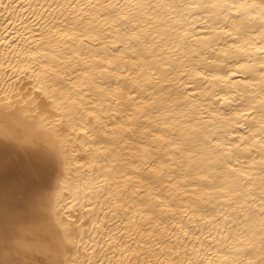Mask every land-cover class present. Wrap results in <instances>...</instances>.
<instances>
[{
  "label": "bare ground",
  "instance_id": "bare-ground-1",
  "mask_svg": "<svg viewBox=\"0 0 264 264\" xmlns=\"http://www.w3.org/2000/svg\"><path fill=\"white\" fill-rule=\"evenodd\" d=\"M1 12L0 264H264V0Z\"/></svg>",
  "mask_w": 264,
  "mask_h": 264
},
{
  "label": "rangeland",
  "instance_id": "rangeland-1",
  "mask_svg": "<svg viewBox=\"0 0 264 264\" xmlns=\"http://www.w3.org/2000/svg\"><path fill=\"white\" fill-rule=\"evenodd\" d=\"M0 14H3V13L1 12ZM112 223H113V222H111V224H110V223H109V224L112 226V225H113ZM118 223H119V222H118ZM118 223H116V225H117Z\"/></svg>",
  "mask_w": 264,
  "mask_h": 264
}]
</instances>
